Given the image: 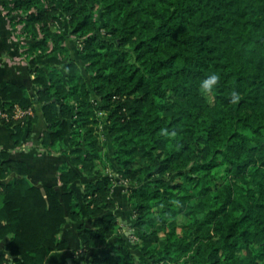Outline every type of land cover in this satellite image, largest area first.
<instances>
[{
  "label": "trees",
  "instance_id": "obj_1",
  "mask_svg": "<svg viewBox=\"0 0 264 264\" xmlns=\"http://www.w3.org/2000/svg\"><path fill=\"white\" fill-rule=\"evenodd\" d=\"M4 5L25 54L62 64L31 69L35 96L0 82V108L40 103L42 147L69 162L58 192L0 151V179L15 175L0 184V264H47L70 223L85 264H264V0ZM211 73L220 81L205 94ZM36 120L0 125L19 145ZM108 170L130 181L135 241L119 232Z\"/></svg>",
  "mask_w": 264,
  "mask_h": 264
},
{
  "label": "crops",
  "instance_id": "obj_2",
  "mask_svg": "<svg viewBox=\"0 0 264 264\" xmlns=\"http://www.w3.org/2000/svg\"><path fill=\"white\" fill-rule=\"evenodd\" d=\"M8 2L12 3V0H0V82L2 85L8 83L23 85L31 96H35L37 91L31 69L36 66H44L45 64L59 67L62 61L59 57L43 59L40 56L25 54L26 49L21 46V41L24 42V40L17 37L21 33L23 26L19 25L16 29L12 28L11 21L14 18L16 19L17 15L9 16L4 5V3ZM68 46L71 49L72 58L78 60L77 43L72 40L68 42ZM34 109L37 120L32 128L31 136L27 139V135H25L19 145H17L14 138V130L0 125V151H6L10 159L24 162L27 165L29 169L27 178L32 185L39 188L50 186L60 192L62 189L60 168L68 164L69 160L67 156L57 152L58 150L48 151L42 147L41 137L47 131L48 125L43 115V106L36 102ZM14 177L15 175H12L6 179H0V184H5ZM84 180L85 178L83 177L77 182L74 186L75 189L82 191ZM112 197L116 201L117 209L114 214L117 216L119 232L128 235L127 233L130 232L133 219V213L128 202V191L123 187L116 186L112 189ZM83 210L84 219L82 222L86 227L91 228L95 219L88 216L84 208ZM103 213H107V211ZM60 238L68 243V248L53 254L47 264H85L83 256L75 255L76 252L81 251L78 224H67ZM113 243L114 240L111 241V245ZM0 254H5V252L0 250Z\"/></svg>",
  "mask_w": 264,
  "mask_h": 264
},
{
  "label": "built area",
  "instance_id": "obj_3",
  "mask_svg": "<svg viewBox=\"0 0 264 264\" xmlns=\"http://www.w3.org/2000/svg\"><path fill=\"white\" fill-rule=\"evenodd\" d=\"M36 115V111L34 107H29V108H23L19 105H15L12 110L10 111H5L2 108H0V124L3 123H10L11 121H24L28 118H33ZM102 116V114H100ZM104 128L103 125H100L99 129L102 131ZM108 173L113 181L112 184V189L116 186L123 187L126 191H128V187L130 185V181L126 178H123L116 173L108 170ZM132 234V231H130ZM130 234V235H131ZM131 239L133 241L136 240V237L131 235Z\"/></svg>",
  "mask_w": 264,
  "mask_h": 264
},
{
  "label": "clouds",
  "instance_id": "obj_4",
  "mask_svg": "<svg viewBox=\"0 0 264 264\" xmlns=\"http://www.w3.org/2000/svg\"><path fill=\"white\" fill-rule=\"evenodd\" d=\"M219 81H220L219 74L211 73L201 79L199 87L202 90V92L206 94L213 91L218 85ZM240 100H241V93L237 90H233L230 94V102L236 104Z\"/></svg>",
  "mask_w": 264,
  "mask_h": 264
},
{
  "label": "rangeland",
  "instance_id": "obj_5",
  "mask_svg": "<svg viewBox=\"0 0 264 264\" xmlns=\"http://www.w3.org/2000/svg\"><path fill=\"white\" fill-rule=\"evenodd\" d=\"M19 29H21V27H19ZM19 29H18V30H19ZM24 44H25V42H22V41H21V46H22V47H23ZM103 122H104V121H103ZM82 190H83V187H82Z\"/></svg>",
  "mask_w": 264,
  "mask_h": 264
},
{
  "label": "water",
  "instance_id": "obj_6",
  "mask_svg": "<svg viewBox=\"0 0 264 264\" xmlns=\"http://www.w3.org/2000/svg\"><path fill=\"white\" fill-rule=\"evenodd\" d=\"M128 235H130L131 233L129 232V233H127Z\"/></svg>",
  "mask_w": 264,
  "mask_h": 264
}]
</instances>
